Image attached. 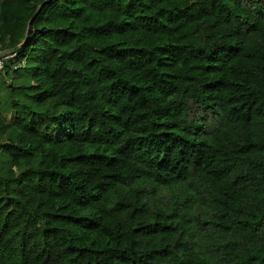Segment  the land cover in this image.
I'll use <instances>...</instances> for the list:
<instances>
[{
    "label": "trees",
    "instance_id": "trees-1",
    "mask_svg": "<svg viewBox=\"0 0 264 264\" xmlns=\"http://www.w3.org/2000/svg\"><path fill=\"white\" fill-rule=\"evenodd\" d=\"M13 51L0 264H264V0H0Z\"/></svg>",
    "mask_w": 264,
    "mask_h": 264
},
{
    "label": "built area",
    "instance_id": "built-area-1",
    "mask_svg": "<svg viewBox=\"0 0 264 264\" xmlns=\"http://www.w3.org/2000/svg\"><path fill=\"white\" fill-rule=\"evenodd\" d=\"M17 56V52H5L0 54V71L4 70L7 61L11 58H15Z\"/></svg>",
    "mask_w": 264,
    "mask_h": 264
},
{
    "label": "rangeland",
    "instance_id": "rangeland-1",
    "mask_svg": "<svg viewBox=\"0 0 264 264\" xmlns=\"http://www.w3.org/2000/svg\"><path fill=\"white\" fill-rule=\"evenodd\" d=\"M11 116H13V115H9V117H11Z\"/></svg>",
    "mask_w": 264,
    "mask_h": 264
},
{
    "label": "water",
    "instance_id": "water-1",
    "mask_svg": "<svg viewBox=\"0 0 264 264\" xmlns=\"http://www.w3.org/2000/svg\"><path fill=\"white\" fill-rule=\"evenodd\" d=\"M28 38V35L26 36V39Z\"/></svg>",
    "mask_w": 264,
    "mask_h": 264
}]
</instances>
